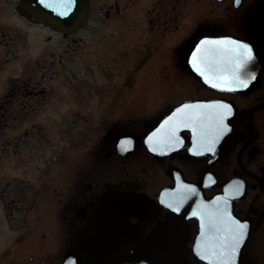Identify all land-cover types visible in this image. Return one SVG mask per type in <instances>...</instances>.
I'll use <instances>...</instances> for the list:
<instances>
[{"label":"flooded vegetation","instance_id":"obj_1","mask_svg":"<svg viewBox=\"0 0 264 264\" xmlns=\"http://www.w3.org/2000/svg\"><path fill=\"white\" fill-rule=\"evenodd\" d=\"M146 2L114 0L104 14L122 18L118 19L122 28L147 27L168 38L174 29L184 27L177 55H185L186 70L196 83L191 93L173 101L161 115L146 113L144 119L121 126L126 124L121 112L123 100L93 102L97 105L90 106L94 110L86 118L91 127L78 153L66 140L69 134L74 137V85L64 99L53 100L56 90L42 83L74 64V55L57 58L53 53L45 60L46 52H39L27 73L7 77L0 91V194L11 187L15 166L23 173L25 168L24 180L12 190L14 193L16 188L19 193L18 188H22L23 218H55L62 225L60 229L50 228V235L43 232L38 248L27 253L28 259L22 264H64L70 250L74 255L67 264H114L135 250L139 251L136 259L126 264H264V74L252 87L255 71L241 68L250 64L249 60L239 58L244 55L243 48H236L232 42L225 45L232 51H219L215 44H207L192 53L197 41L208 34L251 41L264 55V2L154 0L144 9ZM93 6L94 0H89L88 23ZM194 7L198 15L190 16ZM141 10L147 19L142 18ZM31 27H40L43 34L46 27L59 29L65 39L74 35V28L60 29L29 0H0V68L21 55L15 42L30 39ZM74 39L77 41L71 36ZM174 47L173 43L171 51ZM123 48L111 55H127ZM189 55H200L191 64L198 66L205 80L189 68ZM213 55H217L215 59ZM56 63L61 69L54 75ZM35 72H41L38 79L33 78ZM239 78L249 86L236 84ZM195 98L216 101L206 109L201 132L186 130L182 148L165 153L150 150L144 142L145 133L174 106ZM128 103L138 106L137 101ZM54 106L70 109V115L56 110L54 115H47V108ZM63 122L73 124L66 128L73 130L66 132L64 149L61 139L58 143L51 140L56 135L53 126ZM127 132L140 134L142 139L137 148L123 152L117 141ZM31 161L37 166L28 164ZM231 181L234 195L217 196ZM187 182L200 183V187H187ZM14 201L13 196L9 202ZM189 202L198 203L200 215L193 212L196 206H185ZM5 215L11 220L9 212ZM238 224L245 225L242 235ZM61 232L62 239L68 241L65 247L58 240ZM49 237L58 240L56 248L47 249ZM197 237L199 254L195 251ZM30 238L24 242L29 243ZM17 261L20 264L22 259Z\"/></svg>","mask_w":264,"mask_h":264},{"label":"rangeland","instance_id":"obj_2","mask_svg":"<svg viewBox=\"0 0 264 264\" xmlns=\"http://www.w3.org/2000/svg\"><path fill=\"white\" fill-rule=\"evenodd\" d=\"M99 1L105 3V8H101L100 3L94 0L95 6L92 8L89 18L92 21L87 22L90 12L88 6L84 19L79 23L74 35H71L78 42L75 39L73 42L71 36L65 39L59 29L54 30L46 27L44 28L45 34H43L44 31L41 32L40 27H31L28 29L30 39L21 38L15 42L16 52L21 53V55L8 65L4 64L0 68L1 91L2 87L6 85L7 77L12 78L15 75L24 74V71L27 73L29 65L33 64L34 57L39 52H46L47 58L45 60L52 58L49 55L53 53L57 55V58L58 55H74V64L67 65L62 74L57 72V75L51 81L46 77L42 83L49 84L48 89L56 90L55 95L51 97L53 100L64 99L65 92L71 90L74 85V137L73 134H69L66 140L74 144L72 146L78 153L85 146V139L88 134L86 131L88 127H91L86 119L88 116H92L91 113L94 110L90 106L97 105L96 103L99 101L123 100L124 110L122 109L121 112L124 111L122 114L124 119L126 118V124L123 123L121 126L128 125L132 120L144 119L146 113L150 116L161 115L173 105V101H176L182 95L185 96L191 93L190 91L196 83L186 70L183 61L185 55H177L179 47L177 49L176 47L181 43L183 35L181 29L184 30V27L174 29L176 31L169 38L165 35H159L153 30H148L147 27L135 28L126 25L122 28L118 23V19L121 20L122 18H109L105 17L104 14L108 4L114 0ZM151 1L154 0H150V2L144 0L146 2L144 9L151 7V4H149ZM247 1L254 4H263L264 2V0ZM139 9L141 8L139 7ZM191 9L193 10H190V16H192L191 13L197 16V8ZM141 15L143 19H147L146 12L141 10ZM195 34L196 32L191 33V39ZM189 40L190 37L185 41ZM155 43H158V45L156 46ZM173 43L175 47L171 51ZM120 46L121 48L124 47L123 49H125L127 55H111L117 54ZM148 46H152L154 50L145 49ZM140 47L143 49L141 50ZM140 51L143 55H137ZM154 52L157 55H148ZM23 63L27 66L23 67ZM57 69H61L58 63H56V68L53 71L54 75ZM40 75L41 72H35L33 78L38 79ZM23 77L19 78L23 79ZM15 82H20V80L17 81L16 79ZM130 101H137L138 106L128 103ZM51 108H47V115H54L55 110V112L58 111L57 113L65 111L66 113L62 114L64 116L70 115V109L60 107L56 109L55 106ZM71 125L73 124L63 122L53 126L56 135L55 137L52 136L51 140L58 143L61 139L62 149L65 147L64 137L66 132L73 130V128L66 130ZM70 138L73 139L70 140ZM60 149L56 148L57 151H60ZM10 163L9 161L8 165ZM14 163L16 164V161L12 160V164ZM28 164H32L33 168L37 166V162L33 161ZM12 174L14 175V181L11 187L6 189L3 196L0 194V264H17V260L21 259L20 264L27 261V253H33L38 248L41 234L46 231L50 235L52 233L50 228L59 227L60 229L62 226L56 223L55 218H38L35 215L23 218L25 201L21 195L22 188H18L19 193L16 188L14 193H12V190L14 184L21 183L24 180L25 168L23 173L22 168L15 166ZM16 194L18 195L16 196ZM13 196L15 201L10 203L9 201ZM17 206H19V209L16 208ZM7 212H9L8 217L12 216L11 220L7 219L5 215ZM29 231L31 232L29 233ZM61 234L62 232L59 233L60 239L58 238V240L65 247L68 241L62 239ZM30 235V242H24L26 241L25 238L27 239ZM58 240L53 238L51 240L50 238L47 249L54 248L56 243L58 244Z\"/></svg>","mask_w":264,"mask_h":264},{"label":"water","instance_id":"obj_3","mask_svg":"<svg viewBox=\"0 0 264 264\" xmlns=\"http://www.w3.org/2000/svg\"><path fill=\"white\" fill-rule=\"evenodd\" d=\"M32 7L46 14L51 20L57 22L59 27L64 30H70L74 28L76 30L79 26V23L84 18L85 13L87 11L89 0H29ZM219 42H235L236 44H241L246 46L251 50L250 57H247L250 64H245L241 66L244 70L247 67H252L255 71V79L250 81V85L256 86L262 79V74H264V55H261L257 50L256 46L248 40H243L240 38H236L230 35H204L202 36L196 43V45L192 49V53L196 54L200 52L203 46L207 44H215L217 46V50L219 51H232L231 49H226L225 45L227 43H219ZM222 46V47H221ZM200 55H190V59L188 60L189 67L191 70L201 79L205 80L203 75L198 73V66L191 64L195 58ZM217 55H213L215 59ZM221 57H227L228 55H219ZM239 58L244 57L245 55H238ZM229 57V56H228ZM239 78L235 80L236 84H244V87H248L249 83L247 81H243ZM209 82V81H207ZM246 85V86H245ZM216 101L205 99V98H196V99H188L177 106H175L172 110L166 113L154 126H152L144 135V140L147 146L156 152H167L172 151L174 149H179L183 146L186 141V130H195L198 133L201 132V126L204 123L206 115V111L210 108V106H214ZM207 109V110H206ZM141 141V135L136 133H125L123 134L117 142V145L120 150L123 152H129L133 148H137L139 142ZM185 186L197 189L200 187V183L187 182L184 183ZM234 181L227 183L224 186V191L219 193L217 196H231L233 194ZM203 195V194H201ZM198 203H186L185 206L193 207V212L196 215H200L199 208L197 207ZM199 237H197V242L195 244V251L198 252V244ZM138 250H135L121 258L114 264H126L129 261H134L136 259V254ZM72 255H74V251L70 250L64 259V264H67L72 259ZM160 255V254H158Z\"/></svg>","mask_w":264,"mask_h":264},{"label":"snow or ice","instance_id":"obj_4","mask_svg":"<svg viewBox=\"0 0 264 264\" xmlns=\"http://www.w3.org/2000/svg\"><path fill=\"white\" fill-rule=\"evenodd\" d=\"M235 2H236L237 4H239V3H240V0H235ZM219 43H227V42H219ZM232 43L234 44V46H235L236 48H243V51H244V55H245V56H247V57H250V56H251V50H250L249 48H247L246 46L241 45V44H236L235 42H232ZM240 83H243V81H241ZM217 86H219V85L213 84V87H217ZM245 86H246V85H245ZM237 228H238V232H239V234L242 235L243 232H244L245 225H243V224H238V225H237ZM238 242H239V241L237 240V243H238ZM233 250H235V248H234Z\"/></svg>","mask_w":264,"mask_h":264}]
</instances>
